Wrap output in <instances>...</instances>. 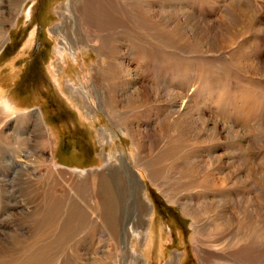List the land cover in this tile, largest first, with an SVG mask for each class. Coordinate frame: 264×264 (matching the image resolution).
Masks as SVG:
<instances>
[{
  "label": "rangeland",
  "instance_id": "obj_1",
  "mask_svg": "<svg viewBox=\"0 0 264 264\" xmlns=\"http://www.w3.org/2000/svg\"><path fill=\"white\" fill-rule=\"evenodd\" d=\"M206 1L181 0V4L180 0L167 2L164 11L168 14V19L159 23L156 16L155 19L153 18L155 27L175 24L178 29L176 34L181 31V34L193 38L188 32V27L191 25L197 30L194 21L187 15L180 14L187 10L186 7H190V2H196L203 9L197 14L201 25L210 23L213 25L211 31H221L218 27L219 19H223L221 12L230 5L237 9L234 4H237L238 0H218L220 5L217 3L216 11L207 5ZM228 1L233 4L228 5ZM247 1L255 4L252 8L257 10V16L260 15L254 22L251 19L246 31L239 25L235 31L236 38L232 39V44L228 43L229 49L234 50L237 56L247 61L245 62L247 69L245 68L242 73L243 76L244 74L247 76L233 77V80L237 79L235 81L230 78L232 85L229 93H234L235 86H240L245 80L244 88L249 89L253 95L262 97L264 96L262 69L264 0ZM0 2L5 9L10 10V13L9 10L6 13L1 12L3 8L0 10V42L3 33L6 30L8 33L7 40L0 49V254L5 252L6 248L7 251L13 252L12 259H19L15 256L20 255L21 247H25L32 239L30 242L26 241L47 227L50 217L55 214L65 215L72 203L76 209L81 207L78 213L76 210V216L73 214L75 219L71 223L73 231L70 228L72 232L70 231L68 236H71L61 247L58 245L60 241L57 240L59 230L56 228L49 232L48 237L51 240L48 242L53 243V245L49 244V249L56 250V254L47 256L48 263L53 264L60 257L67 259L72 252L68 248L70 245L73 250H80L77 251V255L81 260L79 262L77 259L76 264H98L100 261L109 264L113 259L116 264H205L198 257L192 242L191 219L187 218L179 207L169 203L166 197L151 184L143 167L135 166L137 150L128 131L117 126L106 114V110L99 106L97 98L112 106V94L107 92L108 87L101 73L102 65L106 60L93 48L76 40L73 41L72 19L67 10V6L70 5L69 0H25L19 11L18 9L15 11L16 0H0ZM174 5H178L177 17H174L176 15L170 10L174 9ZM243 6H241L242 10L245 8ZM155 7L154 12L157 11ZM259 8L263 13L258 10ZM62 19H68V27H64ZM245 23L242 21L239 24L246 25ZM59 26H62L61 34L57 31ZM119 38L123 39V36L119 35ZM206 48L212 53V48ZM227 57L217 53L208 54L205 59L217 63L221 58L225 60ZM137 67V63L133 62L129 67L125 65V68L133 74ZM220 72V69H214L215 74ZM129 78L132 80V77ZM201 95L202 91L194 97L197 105L188 112V115L193 117L191 122L195 120V125H199L197 134L203 135V138H207L206 143L211 144V150L205 151V155L218 159L222 157V168L225 169L228 158L240 157L238 150L249 144L250 151L243 152V157L249 161L245 170L250 167L255 171L263 172L264 129L253 124L248 125L249 127L241 124L242 114L237 109L240 104L238 97L241 95L237 93L230 95L229 112L224 115L201 109L198 106ZM144 110L138 114L144 112L145 116L136 117L134 120L137 137L146 142L155 134L156 122L152 119V113L155 114L157 108L149 104ZM32 112L41 115L42 123L46 127L43 134L31 121L24 120V115ZM260 117H264V110L260 115L255 116V118ZM41 137H44L43 140ZM18 155L22 156L18 159L22 164L12 165L11 159L19 158ZM24 156L27 159H24ZM116 159L119 160L120 165L126 163L132 168L137 177L135 180L139 184L137 192L125 190L119 182V184L114 183L117 186L113 185L114 193H118V196L114 194L116 206L120 209L118 213L122 211V215L119 213L120 223L133 225L124 239L116 233L109 234L104 226L96 224L98 220L96 221L89 214L95 206L91 181L95 178L93 183L97 184L101 175H111L116 168ZM25 163L30 166L27 167L28 169L21 166ZM239 165L234 167H238L239 170ZM214 166L215 164L210 175L219 185L221 172L219 169L214 171ZM198 191L199 189H195L184 193L177 190L176 193L191 194ZM21 204L24 208L23 213L19 211ZM47 204L51 210L46 209ZM200 220L203 224L209 222L207 215ZM205 234L213 241L218 232L213 227H208ZM102 245L105 249L101 247ZM43 247L46 248L47 245ZM43 247L36 246L34 254H41ZM214 248L216 246L207 247L209 252H215ZM1 257L0 255V264H11L9 258ZM61 264H65L64 260Z\"/></svg>",
  "mask_w": 264,
  "mask_h": 264
},
{
  "label": "bare ground",
  "instance_id": "obj_2",
  "mask_svg": "<svg viewBox=\"0 0 264 264\" xmlns=\"http://www.w3.org/2000/svg\"><path fill=\"white\" fill-rule=\"evenodd\" d=\"M170 1L174 0H69L70 5L67 6V10L72 19L73 41L76 40L80 44L93 48L106 60V63L102 65L101 73L108 87L107 92L112 94V106L97 98L98 104L106 110V114L117 126L128 131L137 150L135 166L143 167L151 184L166 197L169 203L179 207L180 211L191 219L192 242L200 260L205 264H264V170L263 172L255 171L250 167L245 170L249 161L243 157V152L250 151L249 144L238 150L241 154L238 155L240 157L228 158L225 169H223L222 157L218 159V157L205 155V151L211 150V144L206 143L207 138H203V135L197 134L199 125H195V120L191 122L193 117L188 115V112L197 105L194 97H197L201 91L202 95L198 106L221 115L229 112L228 104L231 96L237 93L241 95L238 97L240 104L237 108L242 114L241 124H244L245 127L253 124L264 129V117L255 118L264 110V96L253 95L249 89H245V80L241 82L240 86H235L234 93H229L232 85L231 80L235 81L237 79L233 80V77L243 76V71L245 68L247 69L245 64L247 61H244L241 56H237L234 50L229 49L230 44L228 43L236 38L235 31L239 25L242 30L246 31L251 19L254 22L260 14L257 16V10L252 8L255 4H250L247 0L236 1L237 4L234 5L237 9L233 5L227 7L225 5V9L222 7L224 10L221 12L223 19L217 20L221 31L214 32L211 31L213 25L210 23L205 26L201 25L197 14L201 12L202 8L196 4L198 0H195V3H191V1L190 7H186L187 10L181 12L180 15H187L194 21L197 30L191 25L188 27V32L193 35L192 38L187 34H181L180 30L179 34H176L178 29L175 24L155 27L156 16H158L156 20L159 23L168 19L164 7ZM23 2L25 0H16L15 11L17 9L19 11ZM1 3L0 10L3 8L1 12L6 13L9 8L7 6L5 9ZM217 3L219 4L218 0L206 1V4L210 5L214 11H216ZM184 4L187 5L185 2ZM229 4L233 3L229 2ZM242 5L245 7L243 10ZM154 6H156V12L153 10ZM177 9L178 5H174V9H170L176 15L174 17L179 15ZM11 10L13 9L11 8ZM258 10L262 12V9ZM62 20L65 24L64 27H68V19ZM242 21L246 22V25L239 24ZM61 27L57 28L59 34H61ZM6 32L7 30L1 37L0 49L7 40L6 34L8 35V33ZM119 35H122L123 39H120ZM206 47L212 48V53H209ZM70 48L72 49V45ZM238 51L240 50L238 49ZM217 53L228 57L225 60L221 58L217 63L205 59L208 54L215 55ZM132 62L138 65L134 74L125 68V65L129 67ZM215 68L220 69L221 72L215 74ZM246 76L247 74H244L243 77ZM129 77H132V80ZM190 88L192 90H189ZM96 95H98L97 92ZM149 104L157 108V112L152 113L156 129L154 136L144 142L140 137H137L134 118H143L145 113L143 112L141 115L138 113L142 112ZM24 120L31 121L41 134L46 131L41 115L37 112L25 114ZM143 133L145 134V132ZM262 135H264L263 132ZM41 138L43 140L44 137ZM251 141L253 142V140ZM260 143L257 144L260 145ZM18 157L17 160L11 159L12 165L22 164L18 161L22 156L18 155ZM24 159L27 157L24 156ZM249 160L251 159L249 158ZM115 162L116 168L111 175H101L98 177L97 184L93 183L95 178L91 181L95 206L89 214L96 221L98 220L95 223L104 226L109 234L116 233L117 236L124 239L133 225L120 223L119 213L122 211L118 213L120 209L116 206L114 199L116 193L113 190V187L117 185L114 183L119 182L125 190L130 192H137L139 184L135 180L137 177L132 168L126 163L120 165L118 159ZM213 164H215L214 171L219 169L221 172L219 185L210 175ZM237 164H240L239 170L238 167H234ZM21 166L30 167L26 163ZM260 166L262 165L260 164ZM195 189H199V191L191 194L176 193L177 190L187 193ZM49 204H47V210H51ZM79 208L76 209L71 203L65 215L55 214L50 217L46 229L38 231L36 236H32L26 241L30 242L32 239L30 243L21 247L20 255L15 256L19 259H12L13 252L7 251L6 248V251H1L0 255L4 259L9 258L11 264L13 262L14 264H47L46 259L56 251L49 249V246L53 245L48 242L51 240L48 237L49 232L56 228L59 230L57 240L60 241V244H57L61 247L63 242L71 236L68 234L71 230L73 231L71 228V223L75 220L73 214L76 216V210L77 213L78 210H81ZM19 211L20 213L24 212L22 204ZM70 215L71 217H69ZM205 215L208 216L209 222L203 224L200 219ZM81 220L79 221L81 222ZM65 224L67 226H64ZM208 227H213L218 232L213 241L205 234ZM102 235L104 237V234ZM88 238L90 239V237ZM45 245H47L46 248L43 247ZM36 246L43 247L41 254H34ZM215 246L216 248L213 250L215 252H209L210 250L207 249V247ZM55 247L57 246L55 245ZM68 248L72 251L70 256L67 259L60 257L53 264H61L63 260L65 264H76L77 259L80 262L81 258L77 255L80 250L78 249L77 252L70 245ZM102 263L100 261L98 264ZM109 264L116 263L113 259Z\"/></svg>",
  "mask_w": 264,
  "mask_h": 264
}]
</instances>
